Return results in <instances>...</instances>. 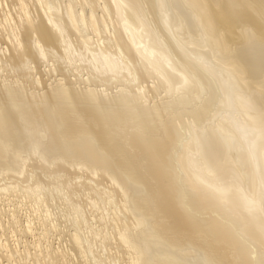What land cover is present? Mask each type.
I'll return each mask as SVG.
<instances>
[{
    "label": "bare ground",
    "instance_id": "obj_1",
    "mask_svg": "<svg viewBox=\"0 0 264 264\" xmlns=\"http://www.w3.org/2000/svg\"><path fill=\"white\" fill-rule=\"evenodd\" d=\"M0 264H264V0H0Z\"/></svg>",
    "mask_w": 264,
    "mask_h": 264
}]
</instances>
